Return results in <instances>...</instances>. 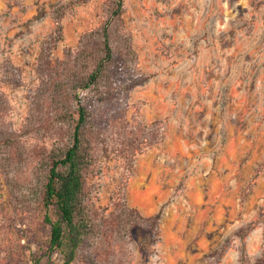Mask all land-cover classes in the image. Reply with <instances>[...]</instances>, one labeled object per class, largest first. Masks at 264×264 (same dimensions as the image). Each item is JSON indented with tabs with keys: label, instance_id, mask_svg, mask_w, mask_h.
<instances>
[{
	"label": "rangeland",
	"instance_id": "obj_1",
	"mask_svg": "<svg viewBox=\"0 0 264 264\" xmlns=\"http://www.w3.org/2000/svg\"><path fill=\"white\" fill-rule=\"evenodd\" d=\"M70 1L76 3L65 9L57 33L54 12ZM110 3L0 0V92L15 133L30 130L32 97L46 80L40 64L73 52L82 34L101 26ZM123 4L122 27L134 52L124 75L138 81L125 120L133 131L163 139L135 156L130 173L117 141L105 140L98 172L87 181L92 196L111 209L126 181L127 204L143 216L159 214L157 235L133 232L130 244L140 255L129 249L132 264H145L156 241L167 264H233L237 253L239 264H264V232L254 235L264 228V0ZM48 139L44 131L40 139L32 132L22 137L30 152ZM36 169L31 159L11 175L16 189L24 182L35 187ZM42 214L17 213L0 173V264H31L34 256L45 264Z\"/></svg>",
	"mask_w": 264,
	"mask_h": 264
},
{
	"label": "trees",
	"instance_id": "obj_2",
	"mask_svg": "<svg viewBox=\"0 0 264 264\" xmlns=\"http://www.w3.org/2000/svg\"><path fill=\"white\" fill-rule=\"evenodd\" d=\"M74 3L54 12L57 33L65 9ZM123 11V0H111L104 22L82 34L73 52L56 64H40L38 71L46 80L32 97L26 118L30 130L11 129L0 92V173L17 213L43 211L41 224L48 228L45 264H132L128 245L133 232H159V214L143 216L125 201L126 181L111 209L97 204L87 184L98 172L99 148L105 140L117 141V156L130 173L135 156L163 139L162 133L133 131L125 120L127 96L138 81L124 75L134 52L123 31ZM42 131L49 143L30 152L22 137L32 132L40 139ZM31 159H36V185L24 182L16 189L19 182L11 175H18ZM30 260L41 264L35 256Z\"/></svg>",
	"mask_w": 264,
	"mask_h": 264
},
{
	"label": "clouds",
	"instance_id": "obj_3",
	"mask_svg": "<svg viewBox=\"0 0 264 264\" xmlns=\"http://www.w3.org/2000/svg\"><path fill=\"white\" fill-rule=\"evenodd\" d=\"M264 232V228H257L254 235H259ZM129 249L136 255L139 256V250L136 248L135 243L129 244ZM164 247L161 242L156 241L151 245V251L148 254L145 264H167L164 259ZM233 264H239V253L236 254Z\"/></svg>",
	"mask_w": 264,
	"mask_h": 264
}]
</instances>
